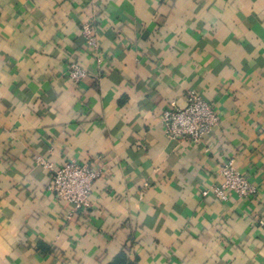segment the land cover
<instances>
[{
  "label": "clouds",
  "instance_id": "obj_1",
  "mask_svg": "<svg viewBox=\"0 0 264 264\" xmlns=\"http://www.w3.org/2000/svg\"><path fill=\"white\" fill-rule=\"evenodd\" d=\"M35 7L45 8L49 13L47 29L39 39H47L55 32L51 27L53 21L59 22L65 33L80 32L74 21L69 20L76 14L84 24V33L91 38L86 51L81 54L79 68L86 70L95 63L105 68L106 74L98 94L91 89L73 92L76 80V74H73L59 83L54 80L53 93L44 94V99H40L43 90L40 77L50 68L61 71L59 60L27 55L25 49L36 43L27 36L29 28L20 31L5 25L3 35L7 39L0 41V264H76L69 236L78 241L75 255L82 258V264H108L120 251L121 244L125 243L123 237L135 231L140 233V237L148 234L149 238L142 240L129 255L139 252L145 258L141 264H147L148 252L154 257L161 252L166 253L169 242L176 241L175 235L164 237L162 231L158 233L155 227L149 228L145 224V219L155 211L154 205L165 201L170 203V200L180 196L190 198L186 191L179 193L171 189L172 179L179 177L180 184L184 185L186 180L199 176L201 165L211 167V163L203 159L195 163L190 175H182L192 164L196 148L190 141L180 143V138L191 135L199 142L204 137L205 142L212 145L211 150L217 153L216 159L223 160L217 149L241 128L253 126L236 120L239 128L225 125L222 131L208 116L199 93L191 108L179 114L163 111L164 106L180 96L183 89L190 87L188 76L200 70L189 59L194 41L187 36V31L189 28L198 31L208 40V50L216 52L219 59L231 58L230 64H225L218 75L209 73L207 79L201 82L205 96L211 97L217 87H227V81L234 79L232 87L240 89L238 95L243 105L252 100H264V76H248L241 70L242 60L247 59L252 65L257 55L264 52V0H163V3L161 0H88L86 5L81 0L74 9L68 2L59 8L55 4H37ZM10 8V5L4 4L5 15ZM53 12L55 15H52ZM93 21L106 23L90 27ZM153 21L164 24V28H158L152 35L163 59L152 57L157 63L152 64L150 60L147 66L134 69L133 49L126 72L133 78L136 72H142L144 87L138 89L135 79L131 86L126 81L122 85L112 84L107 75L110 65L106 63L105 55L113 56L117 45L126 46L130 42H136L138 47L147 51L148 44L137 42L135 34L141 23L146 26ZM201 23L202 27L197 28ZM65 24L67 27H64ZM109 30L116 33L115 41L101 34ZM230 35L249 41L254 50L246 52L242 45L227 39ZM169 36L171 39H168ZM213 40H218V45L213 46ZM180 41L188 46L180 47ZM36 46L40 47V44ZM51 50L52 45H49L47 51ZM88 51L93 53L91 60L87 58ZM199 59L200 56H196V61ZM169 62L173 67L184 62L182 78L172 75L171 68L167 66ZM116 63L112 61V64ZM152 71L160 72L155 82L158 91L154 90L151 81ZM80 75L89 74L82 72ZM165 76L169 77L167 81ZM169 83L178 85V90L173 92ZM32 84L37 90L30 89ZM242 85H246V89ZM110 92L112 99L105 108L104 98ZM122 93H127V103L117 107V98ZM161 97L164 98L163 103L153 107ZM92 99H95V104L90 103ZM85 107L87 114H84ZM97 114L103 116L102 121L93 120ZM77 118L80 124L76 128L71 127L70 121ZM205 119L210 121L207 128L201 123ZM226 119L234 118L228 115ZM42 124L51 125L58 134L52 133V127L45 129L47 134L54 136L50 160L40 157L35 147L43 139L37 131ZM69 133L75 135L65 141L64 137ZM246 135L250 141L251 135L247 131ZM130 137L135 140L134 144ZM174 140L178 143L169 152V145ZM241 140L248 143L243 137ZM77 148L85 158L83 168L75 163L65 164L69 158L76 157ZM129 148L137 153L135 158L129 155ZM61 150H64L63 155ZM87 157L93 158L91 164L87 162ZM256 159L264 163V153ZM120 160L125 161L127 168L119 166ZM248 162L249 154L245 149L232 161L231 172L227 168L218 169L224 178L222 182L238 186V177L234 173L241 164ZM50 171L55 174H50ZM168 172L172 173V177H167ZM201 179L203 186L211 190L209 178ZM153 181L159 191L150 187ZM45 186H48L49 193L54 190L58 194L44 195ZM108 189L114 194L109 195ZM89 205L96 208L95 213L87 211ZM78 209L84 210L81 216L83 226L77 228L75 223L65 224L66 220L75 221L80 215ZM214 209L216 219L208 224L206 236L202 238L208 241L207 244L189 251V242L172 243L175 255L182 257L181 264H213L220 255L232 260V264H264V244L254 239L224 252L229 239L240 235L248 221L246 217L239 220L228 218L227 221L221 219L231 209L225 210L218 202ZM99 215L104 217L103 232H98L85 220V217ZM184 223L183 217L177 216L172 226L175 229ZM60 228L62 231H58ZM192 230L199 232L198 227ZM105 232L114 236L111 242L104 239ZM261 234L264 235V228ZM152 235L162 237L161 245L151 243ZM41 244L46 250L40 248ZM94 247L95 256L88 255ZM162 260L163 256L160 260L154 258L152 264H161Z\"/></svg>",
  "mask_w": 264,
  "mask_h": 264
},
{
  "label": "crops",
  "instance_id": "obj_2",
  "mask_svg": "<svg viewBox=\"0 0 264 264\" xmlns=\"http://www.w3.org/2000/svg\"><path fill=\"white\" fill-rule=\"evenodd\" d=\"M66 2L71 3L72 8L74 9L78 6L81 0H3V2L0 3V41L7 39V37L3 35L5 25H8L11 29H18L20 31H24L25 28H29L27 36L29 39L35 40L36 43L29 45V47L25 49L26 54L29 56L35 54V56L46 57L48 60L52 61L59 60L61 71L56 72L50 68L49 71L42 73L40 77V82L43 84L40 99H44V94L51 95L53 93L54 80L59 83L61 80H67L69 78L67 70L70 62L73 61L79 64L81 54L86 51L87 45L82 35V27L84 24L80 21L76 14L70 16L69 20L74 21L75 25L80 29V32L65 33L59 22L53 21L51 27L55 29V32L48 35L47 39H39L47 29V18L49 13L47 9L36 8L35 6L37 4H55V6L59 8ZM87 2L88 0H84L85 5ZM5 3L11 6L7 15H5L4 11ZM161 3H163V0H161ZM52 15H55V12H53ZM13 21H15V23H13ZM166 22L167 21H165V23ZM101 23H106V21H93L90 26H98ZM64 27H67V24H65ZM201 27L202 23L197 25V28ZM158 28H164V24L153 21L151 24L146 26L141 23L136 30V41L148 44L147 51H145L142 47H138L136 42H130L126 46L117 45L113 56H108L107 54L105 55V61L108 65H110V71H108L107 75L112 84L122 85L126 81L127 85L131 86L135 79L136 87L138 89L144 87L145 81L141 79L142 72H136L134 78L128 76L126 72V69L128 68L129 54L133 53V49H135L132 63V67L134 69H140L141 66H147L150 60L152 64L157 63V61L152 59V57H160L161 49L157 47L156 42L152 40V35ZM101 34L106 35L112 41L117 39L116 33L111 30ZM187 36L191 37L192 41H194L192 51L188 54L189 59L193 60L194 63L199 66L200 70L198 72H193L192 75L188 76L190 87L183 89L180 96L176 97L175 100L169 104L175 103L177 106H184L186 93L188 91H194L199 93V95L206 102L214 107L218 118L217 125L222 131L225 125L239 128L240 125L236 124V120H239L243 125L251 124L253 126L249 129L241 128L230 139H226L223 146L217 149L220 155L223 156V160L216 159L217 153L211 150L212 145L206 143L205 138L203 137L202 141L195 146L196 152L192 164L182 172V175H190L195 168V163L203 159H207L211 163V167L201 165L199 168V176L186 180L184 185L180 184L179 177L173 178L170 185L171 189L179 193L186 191L188 197L190 198L180 196L174 200H170V203L169 201H165L159 205H154L155 211L151 216L145 219V224L149 228L155 227V230L158 233L162 231L164 237H171L175 235V242L180 244L189 242V251H193V249L207 244L208 241L202 238L206 236L208 224L216 219L214 205L218 202L220 205H223L225 210L231 209L227 215H222L221 219L227 221L228 218L239 220L246 217L248 221L247 226L243 229L240 235H238L235 239H229L228 244L224 246V252L232 251L233 247L239 248L242 246V243H247L250 239H254L255 241H259L261 244H264V235L261 234V229L264 228V226H260L258 223L260 220L264 221V171H262L264 170V163H261L259 159H256L261 157L262 153H264V119H260L264 118V107H260V105H264V100H252L248 102L247 105H243L240 102V96L238 95L240 89L232 87L235 83L234 79H229L227 81V87H217L215 89V94L211 97L205 96L200 87L201 82L207 79L209 73L212 76L218 75L219 70L222 69L225 64H230L231 58L225 57L223 60L219 59L216 52L208 50V40L203 38L196 30L189 28ZM168 39H171V36H169ZM227 39L234 41L238 45H242L246 52L250 53L254 50V45H252L249 41H241L238 40L236 36L231 35L228 36ZM150 40H152V42L149 44ZM37 43L40 44V47L36 46ZM179 43L182 48L188 46L183 41H180ZM218 43V40L212 41L213 46L218 45ZM225 43H227V40H225ZM49 45H52L51 51H47ZM100 50H103L102 46L100 47ZM61 52L64 54L63 56H61ZM196 56H200L198 61H196ZM87 58L89 60L93 58V53L91 51H88ZM160 59H163V57H160ZM113 60L117 63L112 64ZM210 60L212 61L211 64L208 63ZM183 63L184 62H181L173 67L172 63L169 62L167 66L171 68L172 75L181 76L182 78ZM120 64H123V66L121 67ZM14 66L15 61L13 60V71L15 70ZM260 69H264V52L257 55L254 64L252 65L249 64L247 59L241 61V70L248 76H264V71H260ZM85 71L89 75H86L83 80L74 84L72 89L73 92L78 90L87 92L91 89L98 94L102 89V79L106 74V69L93 63L89 65ZM159 77V71H152L151 81L153 82L154 90L156 91H158V89H155V82ZM168 79V76L164 77L165 81ZM192 81L195 82L191 83ZM29 87L31 90H37L35 84H32ZM169 87L173 92L178 90V85L175 83H169ZM242 87L246 89L247 86L242 85ZM111 99L112 93L110 92L108 96L104 98L103 107L106 108ZM127 99V93H122L121 96L117 98V107H123L127 103ZM163 99L164 98L161 97L153 104V107L160 106L163 103ZM181 101L183 103H181ZM90 103L95 104V99H92ZM76 107L79 108L80 105L77 104ZM87 113L88 109L85 107L84 114ZM228 115H231L234 119H226V116ZM93 120L100 122L103 120V116L97 114V116L93 117ZM79 124L80 120L78 118L70 121V126L73 128L78 127ZM49 127L52 126L42 124L40 128L37 129L43 139L36 144L35 147L38 149V155L40 157H47L50 160L53 155L50 149L52 148L54 136L45 132V129ZM246 131L252 137L250 141L248 140ZM52 133L58 135L54 127H52ZM72 135H75V133H69L66 135L64 137L65 141L69 140ZM241 137H243L245 141H248V143H243ZM129 139L133 144L135 143V140H132L131 137ZM185 141L186 140H181L179 142L183 143ZM177 143L178 141H172L169 145L168 151L172 152ZM245 149L249 154V162L246 165L241 164L237 170H239V172L257 189V194L246 199H239L234 194H231L226 201L217 200L214 198L210 189L203 186L204 181L201 178H209L211 187L217 185L219 181L218 169H220V167L227 162L235 160L236 156ZM176 150L178 151V149ZM75 151L77 153L76 157L69 158L67 161L75 160L83 163L85 158L80 154L79 148ZM127 151L130 156L133 158L136 157L137 153L132 152L131 148L127 149ZM61 154H64V150H61ZM97 155H100V153H97ZM92 160V157H87V162L89 164L92 163ZM119 166L127 168V164L123 160L119 161ZM50 174L53 173L50 171ZM166 175L169 178L172 177L171 172H168ZM150 187H155L156 190L159 191V187L156 186L155 181L152 182ZM47 188L48 186H45L44 195H53L52 193H49ZM108 194L113 195L114 192L111 189H108ZM233 205H235V207ZM83 211V209L78 211L80 215L76 217L75 221L66 220L65 224L75 223L77 228L82 227L83 224L81 222V216L83 215ZM87 211L89 213H95L96 208L93 205H89ZM177 216H182L185 223L174 229L172 224L177 221ZM85 220H88L90 225L98 232L104 231V217L102 215L92 216L90 218L85 217ZM169 221L172 223H169ZM165 225L168 226L165 227ZM197 227L199 228V232H194L192 229ZM58 231H62V228L58 229ZM253 232L254 235L250 236ZM181 237L183 238L181 239ZM147 238H149L148 234H146L145 237H140V233L138 231L123 237L125 243L121 244L120 251L113 256L112 260H110L108 264H112L118 254L122 251L125 253L126 258L131 262L141 264L142 260L145 258L141 256L139 252L134 253L133 256H130L129 253L132 249L136 248L142 240ZM68 239L71 240V248L74 252L72 258L76 261V264H82V258L75 255L78 241L72 239L70 236ZM104 239L111 242L114 239V236L111 233L105 232ZM150 239L153 245L159 246L162 243V237L160 235H152L150 236ZM175 242H169L168 252L166 253L161 252L154 257L151 252H148L147 264H152V260L154 258L160 260L161 256H163L161 264H181L182 257L175 255V248L172 247V243ZM40 248L45 249V245L41 244ZM95 253L96 248L94 247L89 250L88 255L95 256ZM193 255H195V252H193ZM213 264H232V260L225 259L223 255H220L219 258L213 261Z\"/></svg>",
  "mask_w": 264,
  "mask_h": 264
},
{
  "label": "built area",
  "instance_id": "obj_3",
  "mask_svg": "<svg viewBox=\"0 0 264 264\" xmlns=\"http://www.w3.org/2000/svg\"><path fill=\"white\" fill-rule=\"evenodd\" d=\"M83 29H84V26L82 27V35H83V37L85 39V43L87 45L88 41L91 38L86 33H84ZM82 72H86V71L84 69L79 68V64H77L76 62H73V61L70 62L69 66H68V70H67V75L69 77V76H72L73 74H76L75 83L80 82L85 77V76L80 75ZM196 96H197L196 92L188 91L185 95L184 106L180 107V106H177L175 103H171L168 106H165L163 111L164 112H170L171 111V112H175V113L179 114L180 112L184 111L185 109L191 108L193 106V104L196 102ZM200 98H201L204 106L207 108L208 116L213 118L215 120L216 125H217L218 118H217L216 111H215L214 107L211 104H209L208 102H206L201 96H200ZM201 123L206 128L210 126V121L208 119L201 121ZM202 138L203 137H201L199 142H197L195 137H193L191 135H187V136H182L179 141H181V140L190 141L192 145L196 146L202 141ZM74 163L76 166H78L80 168H83V166H84V163H81V162H78L75 160H69V161L65 162V164H67V165H71ZM231 164H232V161H229L226 164L222 165L220 167V169L227 168L228 171L231 172L232 171ZM54 174L55 173H53V175ZM234 175L238 177V186L232 187V186H230V182H222L224 180V178L221 177L220 172H218L219 181H218L217 185L212 186L211 190H210L212 192L214 198H216L219 201H226V200H228V198L231 194H234L239 199L251 198L257 194V189L249 182V180L245 176H243L239 172V170L236 169ZM47 189L49 191V188H47ZM51 193L53 195L58 194L54 190ZM79 210L80 209H78L77 211H79ZM258 223L260 226H264V221L260 220Z\"/></svg>",
  "mask_w": 264,
  "mask_h": 264
},
{
  "label": "trees",
  "instance_id": "obj_4",
  "mask_svg": "<svg viewBox=\"0 0 264 264\" xmlns=\"http://www.w3.org/2000/svg\"><path fill=\"white\" fill-rule=\"evenodd\" d=\"M112 264H135L126 258L125 253L122 251L118 254Z\"/></svg>",
  "mask_w": 264,
  "mask_h": 264
}]
</instances>
